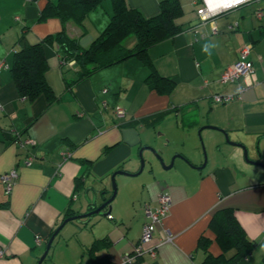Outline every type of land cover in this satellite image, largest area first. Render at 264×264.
I'll return each mask as SVG.
<instances>
[{"label":"crops","instance_id":"crops-1","mask_svg":"<svg viewBox=\"0 0 264 264\" xmlns=\"http://www.w3.org/2000/svg\"><path fill=\"white\" fill-rule=\"evenodd\" d=\"M58 1L0 0V264H37L67 213H87L95 201L98 206L109 199L115 171L139 170V150L146 144L163 149L169 159L176 153L184 158L168 171L156 170V177L147 170L117 175L113 218L101 212L68 222L43 264H124L148 220L145 205L157 208L162 192L172 197L170 213L145 245H159L157 255L145 253L133 264H205L208 252L220 255L209 224L222 208L234 209L255 243L237 264H264V166L248 163L241 147L206 128L227 131L233 141L247 145L252 161L264 163V17L255 15L264 10V0L234 4L207 21L198 13L203 0H180L183 14L176 24L182 31L148 51L158 75L175 84L170 94L149 86L151 69L138 58L75 82L78 67L65 62L54 44L45 46L46 80L57 100L48 104L40 96L30 101L11 75L20 39L35 44L65 30L87 48L112 17V0H103L82 25L59 18L40 21L46 5ZM160 1L127 4L150 18L160 13ZM135 42L130 38L127 44ZM246 44L252 45L259 83L227 104L216 103V93L237 94L244 84L243 78L234 84L219 78ZM118 106L125 110L122 117L116 114ZM160 127L163 133L157 134ZM201 127L209 160L198 169L204 162ZM12 169L19 176L8 194L1 176ZM167 233L171 241L161 243ZM202 237L211 239L208 250L200 245ZM95 244L99 248L91 251Z\"/></svg>","mask_w":264,"mask_h":264},{"label":"trees","instance_id":"trees-1","mask_svg":"<svg viewBox=\"0 0 264 264\" xmlns=\"http://www.w3.org/2000/svg\"><path fill=\"white\" fill-rule=\"evenodd\" d=\"M102 2L103 0L50 2L42 10L39 20L59 18L63 23L72 20L82 25L89 13ZM112 4L113 13L109 25L87 48L82 47L79 39L70 37L65 30L49 35L35 44L27 43L22 37L19 41L20 49L15 53L11 67V75L20 95L30 101L44 96L48 104L57 100L46 80L48 60L45 46L54 44L58 45L65 62H75L78 67V79L75 82L86 79L99 70L138 58L151 69L147 78L149 86L160 93L170 94L175 84L171 79L158 75L148 51L155 44L173 38L182 31V27L176 24V19L183 14L180 0H161L160 13L150 18L139 10L130 8L127 0H112ZM130 38L136 40L133 47L127 44ZM71 214L67 213L65 218ZM209 227L214 232L222 253L214 256L208 252L205 264H237L253 252L255 243L248 239L233 208L217 210ZM210 241V238L202 237L200 245L208 250ZM96 248H99L97 244L91 251ZM231 251L234 252L230 255Z\"/></svg>","mask_w":264,"mask_h":264},{"label":"built area","instance_id":"built-area-1","mask_svg":"<svg viewBox=\"0 0 264 264\" xmlns=\"http://www.w3.org/2000/svg\"><path fill=\"white\" fill-rule=\"evenodd\" d=\"M205 3V7L199 9L198 13L201 15L203 21H207L208 19L212 18L213 16L219 14L224 8H218V9H212L210 7V4L208 0H203ZM249 0H243V2H247ZM242 2V3H243ZM237 5V4H235ZM233 6V5H232ZM231 6V7H232ZM229 8V7H227ZM255 15L258 19H262L264 17V10L258 9L255 12ZM214 30L217 31L216 27H214ZM251 51H252V45L246 44L243 46V48L239 52V59L226 67V69L222 72L219 82L222 84H234L239 83L240 79H244L245 82L243 85H239L238 93L233 94H221L216 93L213 96V100L216 103L220 104H227L236 98L239 97V95L252 86L257 85L258 79L255 75V69L254 64L251 59ZM1 66V65H0ZM116 114L120 117L125 115V110L118 106L115 108ZM32 142V141H31ZM31 159L29 160V163ZM18 171L16 169H12L8 173H5L1 176V181L5 186L6 193H10L16 183V180L18 179ZM158 207L153 209L151 205L146 204L145 205V211L148 217L147 222L144 223L143 229H142V235L140 242L137 246H135L132 254L124 257V264H133L137 259L142 257L145 253H149L152 257H156L157 255V248L159 245H156L155 247L146 248L145 245L149 243L153 235L156 231H159L162 227L164 218L170 213V207L172 205V197L167 192H162L158 196ZM110 219H112V215H108ZM171 235L167 233V235H164L161 239V243L171 241ZM41 240H38V243H40ZM2 255V251H0V256Z\"/></svg>","mask_w":264,"mask_h":264},{"label":"water","instance_id":"water-1","mask_svg":"<svg viewBox=\"0 0 264 264\" xmlns=\"http://www.w3.org/2000/svg\"><path fill=\"white\" fill-rule=\"evenodd\" d=\"M204 128L205 127H201L199 129V135L200 136H201L202 130ZM206 128L221 131L222 133H224L227 143H229L230 145H233V146L241 147L244 151V153H243L244 159L248 163L264 166L260 162L252 161L249 158L247 145L243 142L233 141L227 131L222 130L216 126H211V125L206 126ZM202 147H203V152H204L205 157H204L203 164L197 167L198 169L204 168L208 162L207 151H206V148H205L203 142H202ZM177 158H184V156L176 153V154L172 155L169 159L167 156V153L164 152L163 149L157 148L153 144H146V145L142 146L139 150V159H140L139 170L135 173H131V172L126 171V170L115 171L111 176L112 177L111 178L112 186H113L112 196L109 199L105 200L101 205H98V206L96 205V201H95V203H93V205L91 206L90 211H88L87 213H82L79 215H73V216L66 218L62 222V224L54 231V233L52 234V236L48 240L47 245H46V249H45L44 253L41 255V257L38 259L37 264H43L46 261V259L48 258V255L50 253V250L52 248V245H53L55 238L60 234L61 230L64 228V226L68 222L73 221V220H82L85 218H90L92 215L97 214V213H101V212H104L107 215H109L111 213V202L116 197V194L118 191L117 181H116L117 175L137 176V175H140L141 173H143L147 170L149 174H153L156 177V174H155L156 170H159V169L164 170V171L170 170L171 168H173V166L175 164V160ZM168 160H169V162H168ZM107 207H108V209L106 210Z\"/></svg>","mask_w":264,"mask_h":264},{"label":"bare ground","instance_id":"bare-ground-1","mask_svg":"<svg viewBox=\"0 0 264 264\" xmlns=\"http://www.w3.org/2000/svg\"><path fill=\"white\" fill-rule=\"evenodd\" d=\"M212 9L227 8V0H208Z\"/></svg>","mask_w":264,"mask_h":264},{"label":"rangeland","instance_id":"rangeland-1","mask_svg":"<svg viewBox=\"0 0 264 264\" xmlns=\"http://www.w3.org/2000/svg\"><path fill=\"white\" fill-rule=\"evenodd\" d=\"M169 127V126H168ZM161 128L162 127H160L159 129H158V131H157V134H162L163 133V131L161 130ZM212 131V130H211ZM214 133H218L219 135H221L222 134V132L221 131H214ZM222 135H224V133L222 134ZM201 136H202V139H203V143H204V146H205V148H206V151H207V156H208V160H209V153H208V149H207V146H206V143H205V141H204V138H203V135H202V133H201ZM225 136V135H224ZM213 139H214V141L216 140V136H214L213 137ZM202 142V141H201ZM203 152V151H202ZM204 157H205V155H204V153H203V161H204ZM264 164V163H263ZM257 178V177H256ZM117 187L119 188V186H118V183H117Z\"/></svg>","mask_w":264,"mask_h":264},{"label":"clouds","instance_id":"clouds-1","mask_svg":"<svg viewBox=\"0 0 264 264\" xmlns=\"http://www.w3.org/2000/svg\"><path fill=\"white\" fill-rule=\"evenodd\" d=\"M242 2H243V0H227L226 6L227 7H231L234 4H239V3H242ZM204 50L208 51L207 46H205Z\"/></svg>","mask_w":264,"mask_h":264}]
</instances>
